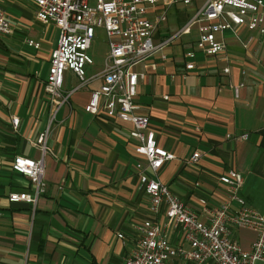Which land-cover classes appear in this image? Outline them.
<instances>
[{"label":"crops","instance_id":"obj_1","mask_svg":"<svg viewBox=\"0 0 264 264\" xmlns=\"http://www.w3.org/2000/svg\"><path fill=\"white\" fill-rule=\"evenodd\" d=\"M199 2L184 3L180 22ZM7 3L12 4L7 13L14 29L0 36V264H119L135 247L136 224L147 217L162 221L164 209L152 212L140 185L138 170L145 160L133 151L137 140L129 134L132 123L108 116L102 106L95 114L83 108L101 84L96 73L104 59L97 64L91 55L88 80L59 108L50 125V149L43 154L46 189L35 207L8 199L11 191L30 186L28 177L12 168L14 156L37 158L42 153L36 140L49 116L44 80L59 30L54 23L42 22L55 27L52 48L42 52L45 32L40 34L33 26L38 20L33 6L27 0ZM163 8L167 14L164 0L150 14ZM26 11L33 13L32 20L25 17ZM179 23L166 17L153 40H163ZM196 33L192 29L167 43L165 59L158 52L134 66L146 73L137 86V109L148 115L158 143L175 154L157 171L144 166L145 171L200 212L202 198L217 205L227 197L219 175L235 168L243 175L239 195L264 213V32L245 25L218 32L225 48L217 54L198 47ZM27 37L39 46L28 45ZM186 61L194 66L186 69ZM226 66L228 71L223 70ZM67 76L78 80L66 69V87ZM13 116L19 118L17 126ZM244 132L248 136L239 138ZM195 150L200 156L188 161ZM231 206L237 208V201ZM168 234L187 244L179 228ZM233 234L249 247L255 232L238 227Z\"/></svg>","mask_w":264,"mask_h":264},{"label":"built area","instance_id":"obj_2","mask_svg":"<svg viewBox=\"0 0 264 264\" xmlns=\"http://www.w3.org/2000/svg\"><path fill=\"white\" fill-rule=\"evenodd\" d=\"M7 1L0 0V36L14 29L7 13ZM27 1L33 6L38 20L54 23L59 30L44 80L49 116L46 128L36 140L41 156L16 154L12 162L14 170L28 177L30 186L25 191H11L8 199L25 201L33 207L46 189L43 154L50 149L47 143L50 125L59 108L88 80L86 66L93 61L88 49L96 27L105 29L109 49L102 69L96 73L102 79L101 84L91 91L83 108L95 114L102 106L108 116L130 121L132 128L129 134L137 140L133 151L142 156L144 166L153 171H157L165 160L174 158L175 154L158 143L148 115L137 109V86L146 73L134 66L158 52L165 59L167 53L163 47L192 29L197 30V46L206 54L221 52L225 42L217 38V33L233 29L236 25L264 32V0H200L192 15L159 42L153 40V35L166 20V9L150 12L163 0H95L94 4L89 0ZM181 1L187 4L191 0ZM26 43L39 46V42L31 37L26 38ZM193 66V61L185 62L186 69ZM66 69L74 72L78 82L64 92L62 85ZM223 70L228 71L229 67ZM239 85L234 88L235 95ZM163 97L168 98V95ZM12 123L18 125V116L12 117ZM247 136L248 132H244L238 137ZM200 154L195 150L188 161H196ZM144 166H140L138 176L148 197L149 209L157 213L163 207L164 219L158 221L147 217L136 224L139 236L135 247L119 264H264V213L248 205L239 195L243 183L239 170L229 168L219 175V180L226 186L227 197L217 205H211L202 198L198 212L165 182L150 177ZM232 201H237V208H232ZM238 227L255 232L249 247L242 246L234 236L233 229ZM172 228L183 232L186 245L170 239L168 230ZM117 236L122 238L123 232L118 231Z\"/></svg>","mask_w":264,"mask_h":264},{"label":"rangeland","instance_id":"obj_3","mask_svg":"<svg viewBox=\"0 0 264 264\" xmlns=\"http://www.w3.org/2000/svg\"><path fill=\"white\" fill-rule=\"evenodd\" d=\"M168 4L169 8L167 10V20L176 23V21L179 23L181 21L179 17L180 12L185 11V7H183L185 4L181 0H177L176 2H172L171 0H165ZM91 4H94L95 0H89ZM12 4L6 2V8L7 10L10 9ZM25 17L27 19H33V13H30L26 11ZM30 17V18H28ZM180 22L179 24H181ZM34 27L41 33L45 32V38L42 41L41 51L45 52L48 49L52 48L53 38L55 34V27L53 25L49 24H43L40 21H34ZM108 39L105 32V29L103 27H96L94 36L92 38V44L88 52L95 58V62L97 64L101 63V61L104 59L105 51L108 48ZM46 53V52H45ZM104 63V60H103ZM78 82L77 79L71 81V78L67 76L66 78V84L68 87L65 86V84L62 85V90L70 89L72 88L76 83ZM82 89V88H81ZM77 91H75L76 93ZM240 234L242 235H248V231L246 230H240Z\"/></svg>","mask_w":264,"mask_h":264}]
</instances>
